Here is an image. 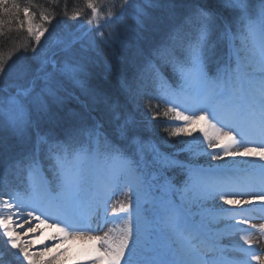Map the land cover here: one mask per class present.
I'll use <instances>...</instances> for the list:
<instances>
[{
  "label": "snow or ice",
  "instance_id": "6c2138e0",
  "mask_svg": "<svg viewBox=\"0 0 264 264\" xmlns=\"http://www.w3.org/2000/svg\"><path fill=\"white\" fill-rule=\"evenodd\" d=\"M8 2L9 0H0V12L14 19L20 28H26L28 36L34 42L31 51L34 53L32 60L36 66L22 64L19 69H15L0 56V82L5 77L25 80L24 84L10 83L7 88L0 83V129L7 128L18 139H23L30 129H39L42 122L53 120L55 114L52 107L62 104L61 93L66 91L63 81H68L87 91L94 102L108 110L111 119L116 122L115 135L133 148V152L129 154L118 144L112 143L102 132V125L99 123L85 133L89 143L78 148H73L68 140L54 143L47 135L37 131V146L46 145L49 154L56 161L59 194L53 196L40 179L42 167L35 149L23 160L10 161L4 167L3 173H0V184L5 182L3 176L11 170L23 169L27 172L28 186L34 193L43 191L49 202L42 219L38 209L23 210V200L19 194H10L7 198L0 196V238L5 240L9 249L17 250L13 255L22 257L27 264H44L43 257L57 253L47 264H62L61 258L65 253L78 245L76 255L71 259L81 260L82 264H264V252L252 247L251 234L243 227H236H255L247 218L248 209L244 206L257 202L264 206V182L259 193L247 188L218 190L214 185L205 183H201L197 189L196 199L203 211L208 212L214 220L234 221V224L229 225L226 235H239L243 245H247L243 247L237 243L233 246V250L242 254L243 259H228L224 255L223 246L216 239L201 238L203 212L200 223H196L189 221L177 208L168 210L166 223L176 235L178 246L169 248L164 256L157 254L154 258L141 257L139 190L144 180L140 163L150 156L151 162L161 168H183L185 165L175 160L173 155L162 152L153 141L142 139L134 116L123 113L118 102L101 92L85 88V66L71 60L74 46L81 37L70 41L61 40L45 26V22L50 25L55 19L54 14L41 12L40 22L37 23L36 14L30 7H22L16 0H12L11 7H6ZM249 6V0H187L184 5L187 15L184 16L183 23L195 24L197 35L196 40L188 46L190 68L186 74L181 67L184 83L176 95L184 94L188 107L169 100L165 101L168 106L162 113L164 117L178 122L166 126L169 137H194L188 141H177L176 143L183 145L180 151H187L191 156L206 152L212 160L227 157L242 167L249 164V158L264 161V4L260 6L258 43L255 41L256 31L251 22L246 25V32H234L227 18L230 13H238L237 20H246L249 17ZM116 7L114 3H110L105 8L102 0H85V8L90 13L85 23L90 29H95L100 45L108 46L114 35L109 33L106 37L103 29L122 22L130 8L133 9L132 18L143 25L150 16L149 9L166 7L172 10L176 5L173 0H142V3L138 0H122L118 12ZM67 14L65 7V15ZM83 14L82 10H74L69 18L78 20ZM3 24L4 21L0 19V26ZM217 29H220L219 38L228 44L227 61L222 67L218 66L214 74H210L208 64L215 46L212 36ZM45 33L49 34L45 44L51 42L52 47L64 54L63 59L55 58L57 51H52L49 55V48L41 45ZM237 39L240 41L239 45L236 44ZM92 45L97 46L95 40ZM38 46L40 51L37 50ZM27 48L25 45V50ZM7 59H11V55ZM246 67L256 71H247ZM122 88H129L126 81L122 82ZM5 92L8 93L7 96L4 95ZM139 99H145L151 110L150 96L145 97L138 91L133 96L137 106ZM160 115L159 112H153L151 119L156 120ZM196 132L200 135L194 136ZM71 138L70 135L69 140ZM165 144L167 146V141ZM205 144L207 149L203 147ZM101 148L105 149L114 165L109 178L93 192L94 209L98 210L101 205L108 204L111 195L121 186V181H129L125 186L130 190L134 182L136 188L135 203L120 202L118 208L112 209L113 215L118 216L123 225L103 235L96 234L100 229H93L88 223L87 215H91L94 209L90 208L87 213L80 210L86 178L79 168L80 161ZM208 149L211 151H207ZM252 167L258 168L264 176V163ZM202 173V169L190 168L189 183L194 175ZM125 195H131V191ZM220 201L230 208H224ZM232 208L239 210L232 211ZM121 213L124 215H120ZM49 219L51 223L48 222ZM33 221L38 223L33 224ZM40 225L53 228L58 233L53 239L58 243L33 252L30 249L35 241L24 240L23 237L36 233ZM260 230L264 232V225L260 226ZM65 244L68 247L59 252ZM213 252L219 253V259L208 257ZM3 255L0 252V264H3Z\"/></svg>",
  "mask_w": 264,
  "mask_h": 264
},
{
  "label": "trees",
  "instance_id": "16d2710c",
  "mask_svg": "<svg viewBox=\"0 0 264 264\" xmlns=\"http://www.w3.org/2000/svg\"><path fill=\"white\" fill-rule=\"evenodd\" d=\"M22 7L28 6L36 14V21L39 23V14L55 15L51 23L71 22V16L74 10H82L83 16L87 15L89 10L85 8V0H16ZM114 3L116 11H119V5L122 0H110ZM142 3V0H138ZM176 7L172 10L165 8L149 9L150 16L145 19L143 25L138 24L133 17V9H129L122 22H118L122 27L129 29L128 33L121 34L122 40L115 42L111 37L109 45H92L88 41V36L84 41L77 42L74 46L80 53V59L85 66V88L93 89L110 97L118 102L121 111L125 114H131L137 121L139 135L144 140H151L156 143L162 152L173 155V158L181 162L185 167L161 168L151 162V157L141 161L140 168L143 171L142 192H147L151 197H162L169 199L170 203L175 202V208L178 209L176 199L180 193L174 192L184 188L189 178L187 168L192 165H213L212 159L207 153L191 156L187 151H180L182 145L176 143L182 141L181 137H169L165 130L166 126L175 121L164 117L162 113L168 106L165 99L176 91L180 85V69L188 65V46L196 40V26L184 24V16L187 15V9L184 5L187 0H173ZM12 0H9L6 7H11ZM264 0H249V17L246 20H237L238 13L228 14V21L232 25L234 32H246V25L251 22L254 29H260V6ZM108 6V5H107ZM65 7L67 15H65ZM82 16V17H83ZM21 19L23 13L20 14ZM0 19L4 24L0 26V56L7 60L9 55L23 46L30 37L26 28H20L14 19L7 14L0 12ZM11 20V22H9ZM47 23V22H45ZM46 25V24H45ZM105 36L109 34L110 27L106 29ZM91 31L89 35L93 34ZM220 29H217L212 36L214 43L213 53L208 67L210 72L223 66L227 61L228 44L219 38ZM239 39L236 44L239 45ZM214 62L217 65L214 66ZM247 70V68H245ZM248 71V70H247ZM127 82L129 88H122V82ZM66 91L63 96L62 104L53 105L52 111L55 114L53 120L42 122L39 129H31V138L28 143L20 141L15 136L9 134L6 130L0 129V173H3L4 167L10 161L23 160L34 149L41 162L50 182L54 177L52 167L56 164L55 159L48 153L46 145L37 146V131L42 135H47L52 142H63L68 140L73 148L89 143L85 135L88 129L94 124L102 125V132L108 139L122 147L127 153L131 154L133 148L128 146L127 142L120 140L115 135V121L111 119L108 110L101 104L94 102L89 93L81 87H73L66 84ZM145 97H151V110L145 99H139V106L133 100L137 92ZM153 112L161 113L156 120L151 119ZM146 122H150L148 126ZM71 135V140L69 136ZM167 141V146L165 144ZM207 149V146L204 147ZM208 151V150H207ZM99 158L113 162L105 153V149L98 151ZM208 160V161H207ZM3 192L11 193L17 190L28 192V188L23 183H27V172L23 169H13L3 176ZM169 182L172 191L167 188ZM4 196V195H1ZM191 212V210L189 211ZM164 225V223H162ZM171 230V229H170ZM168 231L166 239L165 229L154 236L151 248L146 253H142L143 258H150L151 255H157L160 250L165 251V246L170 242L172 246H178V241L174 240ZM172 231V230H171ZM176 236L173 232H171ZM0 252H3V264H27L22 257L13 255L15 251L9 249L3 238H0ZM54 255L43 257L44 264H47Z\"/></svg>",
  "mask_w": 264,
  "mask_h": 264
},
{
  "label": "rangeland",
  "instance_id": "374dc122",
  "mask_svg": "<svg viewBox=\"0 0 264 264\" xmlns=\"http://www.w3.org/2000/svg\"><path fill=\"white\" fill-rule=\"evenodd\" d=\"M104 7L107 8V5L110 4V0H102ZM90 13L88 12L87 15L81 17L78 20H72L71 22H63V23H51L50 25L45 23L46 27L49 28V32H54L55 36L59 37L61 40L64 41H70L76 37H81V39L78 42L84 41L83 38L88 36V41H96V44L99 42L98 38L95 36V29H90V26H88L85 21ZM110 27H113V29H109ZM110 27H107L106 29H109V33H113L112 36L113 40L115 42H120L122 40L121 33L126 35L129 31V29L122 27L119 23L113 24ZM119 30V32H117ZM259 30L255 29L256 35H255V41L258 43L259 41ZM93 31L94 33L89 35L90 32ZM104 32H106L105 29H103ZM49 37L48 33H45V36L41 39V45H43L45 48H49V55H51L52 51H57L56 59L60 60L63 59L64 54L59 53L58 49L51 46V42H49L48 45L45 44V40H47ZM252 38H249V43L251 44ZM33 41L28 40L27 43L25 42L22 47H20L12 56V58L9 60L8 65L13 66L15 69H19L22 64H30L33 67H35V62L32 60V57L34 53L31 51V47L33 45ZM25 45L28 46L27 50H25ZM38 51H40V47L38 46ZM74 55L71 57V60L76 63L83 62L80 59V53L73 49ZM84 65V64H83ZM217 65V62H214L215 67ZM190 68V64L188 63L187 66L183 67L186 74H188ZM247 68V67H246ZM248 71H256V69H248ZM7 71V68H6ZM212 70H209V72ZM216 71L213 70V72H210V74H214ZM85 72V67H84ZM181 76V73H180ZM181 86L184 83L181 77ZM3 87H8L10 83H16V84H24L25 80L16 79L13 78H3L2 82ZM64 88L67 86L66 84H70L73 87H79L77 85L72 84L68 81H63ZM179 89H176V92L171 93L165 101L169 100H175L177 103H183L185 107H188V104L185 103L186 97L184 94H179L177 96L176 94L179 93ZM10 91H14V89H10ZM7 92L4 93L5 96H7ZM189 91V95H190ZM148 126H151L150 122H146ZM175 123H178L175 121ZM173 124V123H171ZM6 130L9 134L13 135L7 128H3ZM199 132L194 133V136H199ZM16 137V136H15ZM182 138V141H188L192 140L194 137H186V136H180ZM31 138V129L29 132L25 135L23 139H20V141L24 143H28ZM182 145V144H181ZM183 147V145H182ZM206 147V144L203 146ZM208 151H211L208 149ZM219 151V149H217ZM49 153V152H48ZM211 159V157L209 158ZM208 161V160H207ZM26 162V161H25ZM260 163H264V161H260L258 158H249V164L245 166H241L240 164H237L233 162L230 158H224L222 160H213V165H192L187 168V171L189 169H202V174L194 175L191 178V183H189L190 178H188V181L186 182V185L184 188H182L181 191L174 189V192L180 193L178 196V199H176V202L182 203V207H180L181 213L183 216L187 217L189 221H191L192 217L190 215L197 217L198 222L201 221V213L203 212V224L205 227H203L201 231V238L202 239H216L217 242L223 246L224 248V255L228 259H235L240 260L243 259L242 254L239 252H236L233 250V246L235 244H240L243 247H247V245H243V241L239 239V235L235 236H229L226 235V233L229 231V225L234 224V221H227V220H214L212 216L209 215L208 212L203 211V209L200 207L196 197H197V189L201 183L214 185L218 190L224 189V190H238L240 188H247L255 193H259L261 191V188H259L257 184V179L264 180V176L261 175L258 168L252 167V165H258ZM114 162L101 159V156L99 158V154L93 152L91 153L86 159H83L79 162V168L83 175L86 178V182L83 185L84 191L82 193V204H81V211L84 213H87L90 208L94 209V201H93V192L96 188H98L102 183H104L110 176L111 171L113 169ZM42 167V166H41ZM54 170V177L52 181L50 182V178H47L44 169L42 168L41 177L40 179L42 182L47 186L50 193L53 196H57L59 194V177L57 175L58 169L56 164L52 167ZM129 183V181L124 180L121 181V186L117 188L114 193L111 195V201L113 202V207L118 208L120 202L124 203H135L136 201V188L135 183L133 182V186L130 190L129 187H126L125 184ZM25 187L28 188V192H24L22 190H17L11 193H5L3 192L2 184H0V196L4 195V198H7L8 195H16L19 194V197L21 200H23V210L27 209H38V214H41V218L43 219V213L48 209L49 202L47 199L46 194L43 191H37L33 192L32 189L28 186V179L27 183H23ZM166 188L171 192L172 188L169 185V182L167 181ZM131 191V195H125ZM140 219H139V228H140V239H139V246L141 249V254L146 253L147 249L151 248L153 245L154 240H160L159 238L153 239V235L156 236L159 233H161L164 229L166 230V239L168 238V231L170 228L168 227L166 223V218L169 215V209L175 208V202L170 203V201L167 198L162 197H151L150 194L147 192H142L140 189ZM224 208H230L228 205H223L222 201L219 202ZM112 207V208H113ZM106 211L104 207L100 206L98 209L102 212V214H98L95 210H93L91 213L94 215H87L88 223L91 225L93 229H96V227H93L91 224L94 218H96L95 222H98L99 224H103L105 220L108 218V224L105 228L107 230H102L99 225V232L96 234L103 235L106 232H110L111 229H115L118 227H121L123 225V222L119 219L118 216H114L113 213H109V206H105ZM245 209H248V215L247 218L250 220L252 225H255L254 228L249 227L247 225H237L236 227H243L246 229V232L251 234L253 245L252 247L258 251L264 252V232L260 230V226L264 225V206L260 205L258 202L253 205H245ZM188 210H191L190 215L188 214ZM236 211H238V208H234ZM108 212V213H107ZM111 214V215H110ZM50 215V214H49ZM110 215V216H109ZM120 215H124L121 213ZM133 215L135 216V212H133ZM109 216V217H108ZM19 218V217H17ZM191 218V219H190ZM100 219V222H99ZM196 219V218H195ZM205 219V221H204ZM51 223V219L48 221ZM205 222V223H204ZM33 224L38 223L37 221H33ZM164 223V225H162ZM28 225H25V228H27ZM20 231H23L21 229ZM171 237L177 241V237L171 234ZM58 233L53 229L46 227L44 225H40L38 231L36 233H29L27 236L23 237L24 240H34L35 243H33L30 251L36 252L43 250L45 247H52L53 245L57 244L58 241L54 240L53 237L57 236ZM170 240V239H169ZM169 244L165 246V251L160 250L157 252L160 256H164L168 249L172 246L170 242ZM193 243H198V241H193ZM68 245L65 244L63 247H61L58 251L63 252L65 248H67ZM78 245L73 246L72 250L70 252L65 253V256L61 258L62 264H82L81 260H74L71 259V257H74L76 255V252L78 250ZM14 250V249H13ZM15 252L17 250H14ZM54 256L57 255V253H52ZM51 255V254H50ZM52 257V259L54 258ZM143 258L144 256L141 255ZM156 255H151L150 258H154ZM208 257L210 259L215 258L219 259V253L213 252L209 253ZM27 263V262H26Z\"/></svg>",
  "mask_w": 264,
  "mask_h": 264
},
{
  "label": "bare ground",
  "instance_id": "6f19581e",
  "mask_svg": "<svg viewBox=\"0 0 264 264\" xmlns=\"http://www.w3.org/2000/svg\"><path fill=\"white\" fill-rule=\"evenodd\" d=\"M257 181H258L257 184H258L259 188H261V186H262V182H264V180H260V179L258 180V179H257ZM112 204H113V202H112L111 200H109L108 204L106 205V206H109V210H110L109 213H111V214L113 213V212H112V209H113L112 207L114 206V205H112ZM101 206L104 207V209H105V206H104V205H101ZM99 208H100V207H99ZM80 210H81V209H80ZM94 210H95V209H94ZM231 210H232V211H236L234 208H232ZM95 211L98 212V214H100V215L102 214V212L99 211V210H95ZM107 213H108V212H107ZM111 214H110V215H111ZM91 215H94V214L91 213ZM110 215H109V216H110ZM109 216H108V217H109ZM87 220H88V219H87ZM95 221H96V218H94L93 221H91V222H92L91 224L93 225V227H96V229H97V228H99V225H100V227L102 226V227H101L102 230H107V228H105V227H106V225L108 224V218L105 220V222H104L103 224H99L98 222H95ZM106 221H107V222H106ZM99 222H100V219H99Z\"/></svg>",
  "mask_w": 264,
  "mask_h": 264
}]
</instances>
